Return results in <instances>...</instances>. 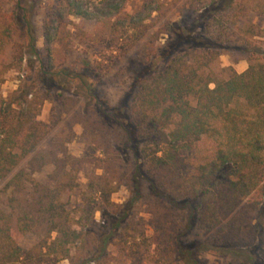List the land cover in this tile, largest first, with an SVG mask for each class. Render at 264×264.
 <instances>
[{
	"label": "trees",
	"instance_id": "1",
	"mask_svg": "<svg viewBox=\"0 0 264 264\" xmlns=\"http://www.w3.org/2000/svg\"><path fill=\"white\" fill-rule=\"evenodd\" d=\"M36 1L0 0V86L26 58L37 60L29 84L5 99L0 94V264H173L176 256L179 264H199V253L251 264L264 199V35L241 23L250 14L264 16V0H188L200 14L202 36L181 35L167 45L165 57H172L160 69L147 67L127 106L109 108L87 89L99 112L93 129L82 133L80 157L68 153L70 139L58 136L35 151L67 111L53 106L48 122L38 118L47 102L59 98L65 105L63 95L53 94L56 86L64 89L60 79H81L55 68L58 52L83 47V55L93 56L83 67L95 77L109 68L111 20L100 19L93 33L78 26L72 32L65 16L84 20V13L69 0H53L34 23ZM181 43L188 47L177 53ZM222 55L244 61L246 69H222L228 71L222 78L214 69ZM206 141L212 150L186 175L184 154ZM123 151L133 156L132 168ZM47 166L52 172L36 180ZM140 181L152 196L147 221L136 213ZM121 187L132 197L114 204L111 196ZM191 233L204 240L188 246ZM28 236L36 242L24 250Z\"/></svg>",
	"mask_w": 264,
	"mask_h": 264
},
{
	"label": "rangeland",
	"instance_id": "2",
	"mask_svg": "<svg viewBox=\"0 0 264 264\" xmlns=\"http://www.w3.org/2000/svg\"><path fill=\"white\" fill-rule=\"evenodd\" d=\"M187 2L188 0H69L73 11L79 10L80 13L85 15L84 20L83 16L80 20L73 16H65V26L70 28L72 32L74 31L73 28L78 26L88 33H93L95 29L100 27L98 24L100 19L110 17V26L105 31V36L106 46L109 47L111 54H108L110 53L108 51L105 53L107 56L109 55L107 61L111 62L102 77H95L92 72L83 67V61L93 60V56L83 55V47L77 46L66 54L61 52L56 54L53 59L55 68H64L75 75H79L81 79L63 78L59 81L61 83L67 81L63 84L64 89L61 90L57 86L53 88V94L63 95L67 101H65L64 106H61L62 103L59 98L54 99L52 103H45L38 119L48 122L50 109L53 106L56 110L63 108L67 112L61 115L53 132L41 142L35 151L43 150L52 137L58 136L63 141L70 139L66 146L68 153L73 157H80L85 149L82 133L90 132L93 129L99 112V107L94 106L96 102L89 96L87 89L99 93V97L105 99L109 108L126 105L124 100H130L129 95L136 88V79L146 72L147 67L157 70L168 63L172 56L165 57L168 51L167 45L175 43L177 38L182 37L181 35H190L189 37L192 39L195 35L197 37L202 36L200 14L189 8ZM26 5L30 6L31 3L27 2ZM34 6V10L38 9L32 17L33 22L36 23L42 11L53 6V0H37ZM11 7L12 4H9L7 9L9 10ZM151 10H154V12H151ZM241 24L255 25L264 35V16L250 14ZM177 43L178 41L175 44ZM37 46L39 54L44 60V47L40 41L37 42ZM262 46L264 47V45ZM176 47L178 53L188 45L181 43ZM35 67H37V60L33 57L30 60L26 58L18 71L6 74L3 84L0 86L2 98H7L23 84H29L35 75L34 69H37ZM228 67H231L237 73H241L247 65L244 61L234 62L227 55H222L216 62L214 69L215 72H219L222 78H226L228 71L222 69ZM83 76L85 77L84 82ZM34 84L35 87L40 89L37 78H35ZM128 101L127 103H129ZM84 118H92V120H90V123L86 122L83 125ZM212 148L213 144L206 141L200 143L194 151L184 154V173L189 175L193 167L199 164ZM122 156L124 163H128L130 168L136 164L131 154L125 155L123 151ZM25 163L26 160L22 162L20 167L24 166ZM51 172L52 167L47 166L34 178L43 182ZM78 183H85L83 174L79 175ZM2 185L3 183H0V188ZM140 193L141 199L137 204L136 213L147 221L149 217L145 214V204L152 200V196L148 184L144 181H140ZM131 197L132 192L125 187H121L118 192L111 196V201L114 204L121 205ZM76 198L77 195L74 194L70 201H74ZM3 201L4 197L1 195L0 202ZM260 213L261 218L258 223H260L261 229L255 235V240L250 248L251 264H264V199L260 207ZM95 220H100L99 214L95 215ZM189 239L186 243L190 247L197 246L204 240L203 237H194V234ZM35 242V237L28 236L20 243V246L27 250ZM198 261L199 264L240 263V261L230 256L212 253H199ZM53 264L68 263L60 261ZM173 264H179L177 256Z\"/></svg>",
	"mask_w": 264,
	"mask_h": 264
}]
</instances>
